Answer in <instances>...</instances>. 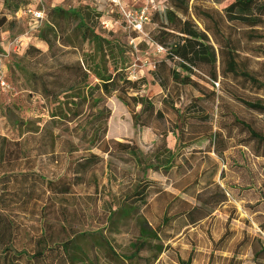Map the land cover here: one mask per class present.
Segmentation results:
<instances>
[{
  "label": "rangeland",
  "instance_id": "rangeland-1",
  "mask_svg": "<svg viewBox=\"0 0 264 264\" xmlns=\"http://www.w3.org/2000/svg\"><path fill=\"white\" fill-rule=\"evenodd\" d=\"M5 1L0 0V23L3 17L6 19L3 25L0 24V54L4 56L10 88L0 89V178L18 172H35L49 180L69 178L70 163L89 152L104 159L103 169L93 170L85 176L86 185L76 187L68 195L51 197L54 208L47 212H59V223L51 220L49 214L50 220L41 226L39 214H31L32 206L26 213L10 214L14 225L19 226L15 233L7 236V241L13 243L12 254L22 251L27 243V256L44 249L42 258L36 261L59 264L58 256L64 255L63 248L49 242L48 235H57L61 241L63 234H68L72 240L63 242L76 264H186L188 259L189 264H256L248 244L253 242L258 249L264 248V157L256 156L262 150L234 119L264 131V118L233 100L220 78L219 90L215 92L219 102L216 101L212 111L208 101L196 106L195 115L204 118L203 122H198L192 129L184 127L182 141L177 143L175 136L167 132L175 123L180 125L171 107L179 109L181 115L183 108L199 93L189 86H175L172 82L161 88L155 80V64L164 56L158 55L146 42L156 33L157 23L151 21L145 25L144 34L137 35L126 29L115 11L111 12L108 0H42L46 12L53 6L78 11L79 19L104 41L106 63L103 64L96 53V44L81 41L82 37L73 41L78 48L57 43L48 51L47 45L37 37L31 19L13 20L11 9L18 0H7V4ZM231 1L215 4L211 0H198V3L220 12ZM122 2L131 8L143 3L142 0ZM28 3L37 4L29 0ZM198 28L202 29V26L198 25ZM256 32L261 36L259 41H242L240 44V63L264 83V23ZM231 33L236 39L240 37L233 28ZM30 46L42 54L25 55ZM214 47L218 49L217 45ZM78 60L88 68L97 66L102 70L104 66L109 72L115 66L125 77L133 72L135 79L130 81L137 82L138 89L126 90V96L151 99L157 110L165 111V106L168 111H165L164 119L154 121L150 127L136 126L132 113H140L142 106L134 107L132 103L126 106L118 99V92L104 95L94 89L99 81L91 73L87 83L92 90L86 87L80 91L87 97L79 108L81 116L71 122L59 118L60 106L69 117L78 108L76 105L80 100L59 97L58 69ZM167 62L181 77L189 76L212 91L202 76ZM203 72L200 71L205 76ZM62 77L65 79V75ZM44 83L47 92L43 91ZM225 83L229 91H236L246 98L264 99V91L244 92L230 81ZM99 98H102L99 108L105 107L109 112L103 122L94 118L99 108L92 109V100ZM208 127L211 134H222V141L215 144L219 149L224 148L221 154L213 152V146L204 135ZM164 132L167 136L162 137ZM100 136L105 141L133 143L140 150L144 163H153L157 151H162L165 144L178 155L175 166L168 176L151 170L144 172L140 167H134L120 147L110 146L112 156L94 147ZM143 181L152 184L148 183V205L140 209L139 214L160 235L163 251L157 259H154L156 241H148L138 255L135 252L134 246L140 248L139 241L143 239L130 216L110 219V213L119 210L133 194L134 186ZM210 182L213 185L204 190V185ZM218 191L225 194L227 201L214 209L211 203ZM185 202L191 207L213 211L196 225L183 228L184 220L178 215L188 208ZM164 215L169 219L166 225L162 223ZM43 228L46 245L36 248L35 239L40 237ZM244 239L246 243L240 246ZM49 247L53 250H48ZM261 263L264 264V260Z\"/></svg>",
  "mask_w": 264,
  "mask_h": 264
},
{
  "label": "trees",
  "instance_id": "trees-1",
  "mask_svg": "<svg viewBox=\"0 0 264 264\" xmlns=\"http://www.w3.org/2000/svg\"><path fill=\"white\" fill-rule=\"evenodd\" d=\"M211 1L215 4H221L227 0ZM29 2L33 1L29 0ZM5 3L7 4V0ZM28 4H30L28 0H18L11 9L12 17L21 7ZM161 12L154 11L150 18V22L153 21L158 25V29L151 40L165 49L167 48L163 55L164 59L155 64L154 78L159 81L161 88H166L168 82H172L175 86H189L199 93L198 97H193L189 105L183 108L184 111L181 115H179V109L174 106L171 107L180 125L178 126L175 123L173 129L167 132H171L175 136L177 143L182 141L184 127L189 126L192 129L198 122H203L204 118L195 115L194 108L196 106L200 107L201 104L208 101L212 104L210 110H213V105L219 99L215 92L219 90L220 78L223 81V86H225L224 89L227 87L225 91L227 90L233 100L239 102L247 110L264 118V99L246 98L244 97L245 95H241L236 91H229L228 85L225 83L230 81L244 92L258 93L259 91H264V83L241 65L239 55V52H241L239 46L242 41L245 43L257 42L261 38L256 29L264 23V0H232L220 12L199 4L198 0H163V10ZM99 16L101 17L102 15ZM13 20L16 21L15 19ZM5 21V17H3L0 24L3 25ZM75 22H77L76 25H73ZM44 23V27L38 28L36 33L37 37L47 45L48 51H51L57 43L63 47L78 48V44H73V41H77L79 37H82L81 41H90L96 44V53H99L100 61L103 64L106 63L103 39L96 35L93 30H90L82 19H79L77 10H65L53 6L46 12ZM198 25H201L202 29H199ZM232 28L237 36H240L237 39L231 33ZM244 29L248 30L245 31ZM215 45L218 46V49H215ZM25 53L28 56L31 53L42 54V51L30 46ZM167 61L176 63L184 71L190 73L194 71L202 76L210 85L212 91L201 86L189 76L181 77ZM200 71H204L205 76ZM58 72L59 97L63 95L65 99L77 97L80 100V103L76 105L78 107L76 111L72 112L70 110L72 113L69 117L68 112H64L61 106L59 107V118L65 119L67 122L73 121L82 114L79 108L83 102L87 101V97L80 91H84L83 88H88L89 73L99 81V85H95L94 89L102 91L104 95L118 92V99L126 106L131 103L134 107L139 104L142 106L140 113L134 111L132 113L133 122L136 126L150 127L154 121L164 119L165 111H168L165 106V111L157 110L151 99L126 96V90H137L138 83L130 81L115 66L109 72L104 66L102 70L97 66L93 69L88 68L78 60L71 65L59 66ZM63 75H65V79L62 77ZM214 83H217L218 87H215ZM88 89L92 90L91 87ZM43 91H48L45 83L43 84ZM101 101L102 98L93 99L92 109L99 108ZM163 102L165 103V101ZM217 107H219V104ZM108 116L109 112L104 107L96 111L94 118L97 122L99 120L103 122ZM234 122L244 129L249 138L262 150L256 156L264 157V131H259L237 118L234 119ZM167 132H164L161 136H167ZM204 135L213 146V152L221 154L224 148L219 149L215 147V144L218 141H222V134L220 132L211 134L208 127L204 131ZM94 144V147L108 156H112L110 146H118L121 152L130 158L129 161L134 167H140L144 172L146 170L161 172L165 176H168L171 169L174 168L175 160L178 156L163 144L162 151H157L154 156V162L144 163L140 150L133 143L113 140L105 141L104 137L100 136ZM103 166V157L89 152L79 160L70 163L68 168L69 178L59 177L55 180H49L35 172L2 175L0 178V264H44V262H40L43 261L41 259L36 261L37 258H42L44 249L33 251V255L29 257L27 256L29 247L27 243L22 247V251L19 253L13 252L12 254L13 243H10L9 240L7 241V236L15 233L19 226L14 225L10 214L17 212L26 213L29 210V206H32L30 208L32 210L31 214H39L42 220L41 226L44 227L48 223L50 219L47 215L49 214L51 220L59 223V212L54 210L47 212L48 209L54 208L51 197L68 195L76 187L86 185L85 176L93 170L103 169ZM148 183L151 182L143 181L135 185L132 190L133 194L127 198V203L125 202L119 210L112 211L110 219L116 216L121 217V215L130 216L136 222L139 236L143 239L139 241L140 248H137L136 245L134 246L135 252L138 255L139 251L149 243L148 241H156L154 259H157L163 251L160 235L139 214L140 209L148 205L147 191L150 189V184ZM212 185V182L206 183L204 190H207ZM215 189H219V187L215 186ZM218 192V194L214 195L216 199L211 203L214 209L227 201L225 194L222 191ZM185 204L188 208L178 215L184 220L183 228L196 225L207 218L213 211V209L207 211L200 207H191L187 202ZM168 222V217L164 215L162 218L163 225L168 224ZM161 228H158V230ZM63 236L64 239L58 241L57 235H48L49 242L63 248L64 255L58 256L59 264H76L73 255L68 254V246L65 244L72 240L71 236L68 234H63ZM46 239V230L43 228L40 237L35 239L34 247L39 248L46 245ZM245 243L246 239L239 245L241 246ZM248 246L252 249L256 264H263L261 262L264 260V248L258 249L253 242L249 243ZM48 250L52 251L53 248L49 247ZM189 261L190 259L186 261V264H189Z\"/></svg>",
  "mask_w": 264,
  "mask_h": 264
},
{
  "label": "built area",
  "instance_id": "built-area-1",
  "mask_svg": "<svg viewBox=\"0 0 264 264\" xmlns=\"http://www.w3.org/2000/svg\"><path fill=\"white\" fill-rule=\"evenodd\" d=\"M36 2V7L32 4L25 5L21 7L12 17L16 21L22 20L24 18H29L34 23L35 31L39 28L40 24L45 21L46 10L42 4V0H30ZM143 3L138 7H129L123 4L122 0H108V3L111 6V12H116L118 16L122 19L126 29L135 33L137 35L144 34L145 25L150 23L151 14L154 11L161 12L163 10V0H142ZM38 7V8H37ZM134 39L132 38L130 43L132 44ZM150 45L153 50L159 54H165L166 49L154 43L151 39H148L146 42ZM4 56L0 54V89L6 91L10 88L7 75L4 70ZM130 80L135 79L133 72L130 73ZM215 87H218L217 83H214Z\"/></svg>",
  "mask_w": 264,
  "mask_h": 264
},
{
  "label": "crops",
  "instance_id": "crops-1",
  "mask_svg": "<svg viewBox=\"0 0 264 264\" xmlns=\"http://www.w3.org/2000/svg\"><path fill=\"white\" fill-rule=\"evenodd\" d=\"M127 6H129V5H127ZM133 8V7H132Z\"/></svg>",
  "mask_w": 264,
  "mask_h": 264
}]
</instances>
